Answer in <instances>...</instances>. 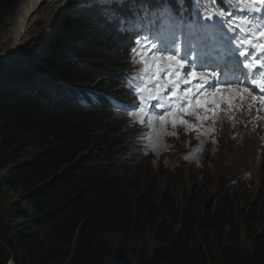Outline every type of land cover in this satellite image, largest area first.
Masks as SVG:
<instances>
[{
	"label": "trees",
	"instance_id": "obj_1",
	"mask_svg": "<svg viewBox=\"0 0 264 264\" xmlns=\"http://www.w3.org/2000/svg\"><path fill=\"white\" fill-rule=\"evenodd\" d=\"M19 1L0 0V12L12 14ZM74 9L57 20L52 45L38 48L29 70L0 69V190L11 201L0 221V264L12 257L14 264H137L106 237L127 241L151 231L164 245L139 264H210L204 242L193 237L196 225L209 232L211 223L236 226L227 195L218 192L210 217L197 221L171 180L131 167L137 160L122 145L114 106L98 90L127 97L117 88L133 64V36L120 28V3L116 14ZM84 84L96 88H73ZM169 219L182 229L167 227ZM231 243L224 264H264V248L245 261L239 233Z\"/></svg>",
	"mask_w": 264,
	"mask_h": 264
},
{
	"label": "rangeland",
	"instance_id": "obj_2",
	"mask_svg": "<svg viewBox=\"0 0 264 264\" xmlns=\"http://www.w3.org/2000/svg\"><path fill=\"white\" fill-rule=\"evenodd\" d=\"M113 1L68 2V4L72 3L70 7L65 5L56 15L44 20L30 37L31 40L29 39L17 50L11 48L16 39L14 19L18 5L12 14L0 12L2 73L7 70L11 72L12 69L19 70L18 68L29 70L23 65L28 63L31 56H40L37 50L45 42L52 45L55 38V24L64 13L76 10L74 7L92 3H99L109 10ZM146 9V6H142L138 11L139 14H143ZM160 18L164 22L169 17L162 14ZM132 24L136 22L127 21L123 26L130 27ZM38 67L36 65L33 68ZM138 67L139 65L132 64L133 76ZM119 88L120 86L117 89ZM245 88L247 93L244 92ZM249 91V87L222 88L214 95L208 96L209 103L206 105L187 110L188 113L195 114L178 113L181 119L188 122L187 124L176 122L174 127L175 116H173L168 118L164 125L165 129L164 127L161 129L158 122L156 127L147 121L144 124L139 122L140 118L135 115L138 109L131 107L139 103V97L135 94L133 101L125 105L127 110L117 109L115 114L117 124L124 130L122 145L136 150L135 153L128 149V155L137 160L131 167H136V172L140 170L143 177L150 178L154 174H159L164 182L171 180L176 198L184 204L191 203V212L197 214V221H201L203 217H210L213 199L218 192L222 190L227 195L236 226L231 228L223 227L221 223L218 225L211 223L214 230L209 232L196 225L193 237L195 243L204 242L210 264H224L223 248L228 244H234L231 243V239L236 233H239L238 246L243 260L250 259L255 249L264 248L261 246L264 242V149L258 147L255 139L256 121L259 123L262 119L260 117L264 114L253 113L248 96L252 93ZM257 94L261 95L260 92ZM261 107L264 109V104H261ZM186 153L191 154L189 160H184ZM194 159L198 162L192 163ZM6 195L5 191L0 190V221L3 220V213L11 204V201L6 200L8 197ZM167 216L170 218L171 214ZM170 222L167 227H175L177 230L183 227L178 219H171ZM106 239L113 247L121 243L126 246L125 253L129 261L137 264L152 259L157 249L164 245L152 231L145 232L144 237L131 236L127 241L120 234L109 235ZM11 260L12 258L9 262Z\"/></svg>",
	"mask_w": 264,
	"mask_h": 264
},
{
	"label": "snow or ice",
	"instance_id": "obj_3",
	"mask_svg": "<svg viewBox=\"0 0 264 264\" xmlns=\"http://www.w3.org/2000/svg\"><path fill=\"white\" fill-rule=\"evenodd\" d=\"M222 2L229 11H220L217 8V0H207L216 11L209 9L206 18L215 19L216 24L231 30L233 33L231 39L235 45L233 51L243 58L238 63L245 70L244 79L261 93L259 99L264 104V0H222ZM202 3L204 0H197V11ZM237 13L240 14L239 21H237ZM125 23L127 21H121L122 25ZM140 28V25L133 24L130 30L137 31ZM157 40H160V36L152 34L138 37L135 41V47L131 49V63L139 67L128 81L127 87L130 93L139 97V103L131 106L138 109L135 115L140 118L139 122L144 124L147 121L152 125L158 122L163 129L168 118L173 116H175L174 127L176 122L188 123L174 112L176 102H179L180 113L195 114L188 113L184 106L191 105L193 98L202 92L205 85L214 87L208 82L210 79H216V75L196 72V68L210 66L199 62L198 59L185 65L184 61L189 60V52L193 49H186L181 59L178 58L175 39L170 43L160 40L159 44ZM171 52L177 54H167ZM161 53L165 54L161 55ZM236 82H239V78ZM182 85L185 87L182 88ZM244 91H247V88ZM252 99L256 100L257 97L253 96ZM195 103L203 106L209 101L197 98ZM116 106L121 105L118 102ZM124 107L127 110V106ZM153 108L159 109L163 114L153 115Z\"/></svg>",
	"mask_w": 264,
	"mask_h": 264
},
{
	"label": "bare ground",
	"instance_id": "obj_4",
	"mask_svg": "<svg viewBox=\"0 0 264 264\" xmlns=\"http://www.w3.org/2000/svg\"><path fill=\"white\" fill-rule=\"evenodd\" d=\"M71 1H74V0H20L19 3H18V9L16 11L15 19H14L15 32H16V36L15 37H16V39H15V42L13 44L14 46H12L11 50H13V49H16L17 50V49L21 48V46L24 43H26L27 41H29L30 37L33 36L34 33L39 29V26L41 25V23L44 20L46 21V19H48L49 17L54 16V14L56 15L57 12H58V10L60 8H63L65 5L70 7L72 5V3L68 4V2H71ZM224 52L226 54H228L229 57H232V54L228 53V51L224 50ZM239 61H242V60L241 59H238L237 60V63ZM231 90H233V89H231ZM233 92H234V90H233ZM253 92H255L254 89H253ZM246 93H247V91H246ZM234 95H235V93H234ZM239 95H242V94H239ZM256 95H252V94L251 95L250 94L248 95L249 98H250V105H251V107L254 110V112L253 111L252 112L253 113H256V114H264V109L261 107V104L262 103H261V101L259 99V96L260 95H258V94H256ZM253 96H256L257 99L256 100H253L252 99ZM259 110H261V113H259ZM260 118H262V119L259 121V123L256 121L255 139L258 142V147H261V148L264 149V116L263 117H260ZM156 126H157V124H154L153 125V127H156ZM164 129H165V127H164ZM251 149L254 150L253 147H251ZM190 156H191L190 153H188V154L186 153V155L184 156V160H189ZM181 157H182V153H181ZM196 162H198V161L196 159H194V162H192V163H196Z\"/></svg>",
	"mask_w": 264,
	"mask_h": 264
},
{
	"label": "clouds",
	"instance_id": "obj_5",
	"mask_svg": "<svg viewBox=\"0 0 264 264\" xmlns=\"http://www.w3.org/2000/svg\"><path fill=\"white\" fill-rule=\"evenodd\" d=\"M119 1V0H114L113 3L111 4L110 6V9L108 10L105 6H102L101 4L99 3H92V4H87V5H84V6H81V7H85V6H98L100 7L102 10H104L105 13H115L116 14V11H114V5L116 4V2ZM75 8V7H74ZM79 8V7H77ZM122 19H124V17L122 16L121 17ZM124 30H125V27H124ZM123 30V31H124ZM53 36V35H52ZM48 42H45L44 44H46ZM29 64V61L26 65H23V66H27ZM17 66H21V65H17ZM133 77V71H132V68L130 71L127 72V81L124 83V84H121L120 88H121V91L122 92H125L127 97L126 98H123V99H120L118 98L116 95L112 94V92L110 91H106V90H101L99 89L98 91H102L104 93H108L110 94L114 99H116L121 106H114V113L116 114L117 113V109H125V105L127 104V102L129 101H133V97H134V94L130 93L128 87H127V84H128V81ZM93 85V86H91ZM69 86V85H68ZM72 87V86H71ZM83 88V89H88V90H94L96 87H94V84H84V85H73V88ZM182 87H185L182 85ZM93 94V93H92ZM204 94L201 93L200 95H198L196 98L200 99L202 98ZM133 104V103H132ZM187 110H192L193 107H197V106H194V105H189V106H184ZM180 109V108H179ZM158 114H163V112H161L159 109H158ZM175 113H180L179 110H177ZM116 117V116H115ZM129 148V147H128ZM131 149V148H130ZM133 151L136 153V150L133 148Z\"/></svg>",
	"mask_w": 264,
	"mask_h": 264
},
{
	"label": "water",
	"instance_id": "obj_6",
	"mask_svg": "<svg viewBox=\"0 0 264 264\" xmlns=\"http://www.w3.org/2000/svg\"><path fill=\"white\" fill-rule=\"evenodd\" d=\"M7 264H14V257H12V260Z\"/></svg>",
	"mask_w": 264,
	"mask_h": 264
}]
</instances>
